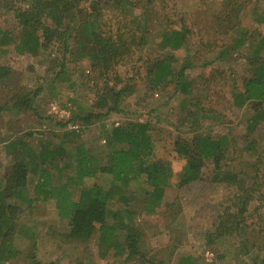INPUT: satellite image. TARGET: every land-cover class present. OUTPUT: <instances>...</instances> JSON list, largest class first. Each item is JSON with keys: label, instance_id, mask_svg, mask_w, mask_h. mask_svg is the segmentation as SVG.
I'll list each match as a JSON object with an SVG mask.
<instances>
[{"label": "rangeland", "instance_id": "rangeland-1", "mask_svg": "<svg viewBox=\"0 0 264 264\" xmlns=\"http://www.w3.org/2000/svg\"><path fill=\"white\" fill-rule=\"evenodd\" d=\"M11 1L0 0V39L3 32L17 35L20 30L14 11L6 7ZM147 3L148 0H132L133 7H126L125 14L109 7L103 9L104 27L114 34L121 32V41L129 48L119 57L112 56L109 64L94 65L97 44L92 38L82 36L84 18L78 11L89 12V3L68 13L70 16L75 13V20L69 17L64 20L63 32L68 30L67 22L71 28L65 37L67 43L55 40L38 55L23 52L16 40L0 44V107L3 108L0 189L6 188L5 176L17 162H26L30 170L27 198L16 195L9 198L15 209L10 215L14 217L13 241L18 256L9 261L0 260V264H32L33 254L43 264H149L150 259L181 264L187 256H192L195 264H253L254 260L263 258L264 114L251 130L257 111L251 104L236 106L233 93L241 90L244 80L254 75L248 60L264 38V19L261 20L264 0ZM145 7L154 10L155 19L149 24L148 43L137 45L140 39L130 40V29L124 24L136 20V25H132L135 30L139 20L146 19ZM182 26L189 31L187 45L180 50L162 48V33ZM251 40L255 41L252 47ZM119 46L122 47L118 42ZM171 56L176 58L173 66L177 74L190 64L180 81L181 85H189L187 94L176 87L177 74L161 88L151 85L148 76L151 61ZM124 87L128 92L120 102L119 111L108 113L115 100L110 89ZM40 89L43 91L36 95ZM23 98L37 112L17 106ZM260 110H264V105ZM90 113L103 117L86 125L83 118ZM72 118L74 122L68 124ZM136 122L151 124L153 159L170 161L174 177L155 209L148 202L147 191L152 188L144 179L126 186L119 183L114 188L115 198L107 204L108 215L129 210L124 222L135 223L144 230L143 256L130 258L128 253L119 256L115 248L100 245L99 232L83 240L73 237L70 221L59 216L55 201L36 200L34 189L45 169L56 175V184L73 178L77 147L81 144L96 158L97 168L108 166L113 150L108 140L111 130ZM71 130L77 132V137L69 143L67 133ZM198 135L215 140L226 137L229 145L225 168L244 179L242 191L244 187L255 188L249 192L254 199L247 206L240 228L222 237L216 236L221 229L220 221L230 218L228 212H238L233 200L241 191L239 185L214 182L216 169L209 162L204 165L202 180L181 185L187 161L177 152L176 143ZM15 140L26 145L14 147ZM60 144L56 163L35 168V164L42 162L39 156L25 155L29 149L38 155ZM95 184L110 186L112 177L100 169L97 177L87 178L85 182V186ZM74 192L76 196L80 193L76 189ZM126 197L128 201L123 200ZM109 216L108 224H113L116 220Z\"/></svg>", "mask_w": 264, "mask_h": 264}, {"label": "trees", "instance_id": "trees-1", "mask_svg": "<svg viewBox=\"0 0 264 264\" xmlns=\"http://www.w3.org/2000/svg\"><path fill=\"white\" fill-rule=\"evenodd\" d=\"M153 0H148L150 4ZM89 3V12L82 9L83 4ZM132 5V6H131ZM139 5V2H137ZM133 7L132 0H12L6 5L8 11H14L15 18L19 22L20 30L17 35L3 32V38L0 39V44H8V41L16 40L17 47H20L23 52L31 55H38L42 49L48 47L53 41H63L67 43L65 38L70 31V22H67V28L64 31V20L68 17L73 21L76 19V14L72 13L74 10L82 9L83 12L78 11L83 16L82 21L83 33L82 36L90 37L95 40L97 44V54L95 66L100 63L109 64L112 56L119 57L126 51V42L121 41L123 35L121 32L114 34L107 30L106 24L102 18V12L105 7L119 10L125 14L127 8ZM127 7V8H126ZM144 21L139 20L136 29L132 25H136V20L125 22L124 27L129 28L130 40L137 41V45H146L149 40L151 32V20H154V10L152 8H144ZM78 16V15H77ZM264 17V16H263ZM261 17V20L264 18ZM50 20V23H48ZM105 25V27H104ZM131 27H130V26ZM104 27V28H103ZM137 35H139L137 37ZM84 36V37H85ZM115 36H117L115 38ZM71 37V36H70ZM188 28L182 26L181 28L166 29L162 33L161 47L171 48L172 50H180L187 45L189 39ZM243 38H245L243 36ZM250 47L254 45V40H251ZM118 42L122 47H118ZM257 49L252 52L249 57V65L253 67L254 75L243 82V88L236 90L233 93L234 103L236 106L245 107L251 104V107L257 111L255 119L253 118L250 127L251 130L260 123L261 114L264 110H260L264 105V38L259 42ZM240 46V45H239ZM238 47V46H236ZM224 54V52H223ZM165 60V61H163ZM176 60L174 56L151 61L148 68V76L153 88H161L170 78L176 76L177 72L174 69L173 62ZM190 64L184 66L177 74L178 82L177 88L183 93H188V86L182 84L181 79L184 78L186 68ZM43 89L36 92L39 95ZM128 88L124 87L120 90L114 88L110 89L114 102L108 109V113L119 111L120 102L127 94ZM17 106H25L33 111L32 104L26 99L17 102ZM3 108L0 107V113ZM103 117L101 114L90 113L83 119L86 125L91 124L94 119ZM74 118L68 121V124L74 122ZM62 125V124H61ZM65 126L67 124H64ZM151 124L147 123H125L114 127L108 140L112 146L111 163L108 166L98 167L96 158L81 144L77 147V162L75 164L76 171L73 178L68 182L56 184L55 177L50 170H43L39 175V181L35 186V198L55 201L58 214L61 218L69 220L71 225L72 236L83 240L95 235L99 232L101 239L100 245L111 247L117 250V254H129L130 258L142 257V249L144 245V230L137 224H126L124 221L125 213L129 210L119 212H109V215L115 218V222L109 223L107 204L108 201L115 198L116 185H128L132 180L144 179V181L152 188L148 192V202L154 205L155 209L164 199L165 190L170 185L171 179L174 177V169L172 163L163 159H153L154 155V141L150 133ZM77 132L71 130L67 133V142H74L77 137ZM22 140H15L14 147L25 146ZM117 145H123V148ZM229 145L228 139L222 137L215 140L210 137L198 135L192 140H183L176 143V150L180 156L186 159L187 163L181 174V185L190 184L192 182L202 180L203 168L206 163H213L214 182H222L229 185H239L241 191L238 198L235 197L234 206L238 208V212H228V220L220 221L221 229L217 231L218 237L225 236L227 233H233L239 229L242 222L245 220L246 209L251 200L254 199L253 194L249 193L255 188L244 187L243 180L240 179L236 172L227 170L224 162L226 158V149ZM62 144L55 148L42 150L40 153H35L34 150L27 151L31 158L39 156L41 159L40 165L35 164V168L46 165L48 163H56L55 158L58 156V149ZM28 149V148H27ZM62 151V150H61ZM65 151V150H63ZM68 166V165H67ZM29 165L15 164L13 170H9L6 174V188L0 189V260L9 261L18 256L15 250L13 241L14 217L10 215V211L15 210L9 198L15 196H22L27 198L28 191V176ZM100 169L107 172L112 177V184L110 186L95 184L93 186H85L87 178L97 177ZM35 173L38 171L33 170ZM75 189L79 190L78 196L75 194ZM18 195V196H17ZM128 201V198H123ZM29 201V200H28ZM31 201V200H30ZM232 209V208H231ZM109 216V217H110ZM224 217V216H223ZM222 217V218H223ZM229 222V224H228ZM124 232L121 234V232ZM123 235L125 237H123ZM37 245H34L36 249ZM264 250V245L262 247ZM106 255L105 252L102 253ZM32 264H43L33 254L31 256ZM256 259V258H255ZM149 264H165L163 261H154L150 259ZM181 264H195V259L192 256L183 257ZM253 264H264V256L261 260H254Z\"/></svg>", "mask_w": 264, "mask_h": 264}, {"label": "crops", "instance_id": "crops-1", "mask_svg": "<svg viewBox=\"0 0 264 264\" xmlns=\"http://www.w3.org/2000/svg\"><path fill=\"white\" fill-rule=\"evenodd\" d=\"M116 148H118V145L116 146ZM121 148H123V147H121ZM154 151H155V149H154ZM111 156H112V155H111ZM111 156H110V157H111ZM136 180H138V179H136ZM139 180H140V179H139ZM132 181H134V180H132ZM132 181H131V182H132ZM131 182H130L129 184H131ZM148 192H149V191H147V193H148Z\"/></svg>", "mask_w": 264, "mask_h": 264}]
</instances>
